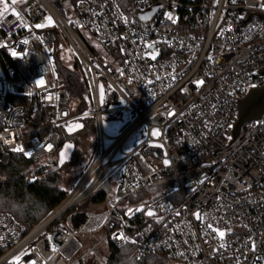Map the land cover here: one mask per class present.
Wrapping results in <instances>:
<instances>
[{"label":"built area","instance_id":"built-area-1","mask_svg":"<svg viewBox=\"0 0 264 264\" xmlns=\"http://www.w3.org/2000/svg\"><path fill=\"white\" fill-rule=\"evenodd\" d=\"M261 16L264 0H0V164L58 157L61 131L95 125L55 210L30 230L0 213V264H81L90 235L137 246L133 264H264V116L232 135L239 102L264 88ZM58 38L82 67L86 112L60 85ZM19 98L42 111L35 135ZM105 114L123 120L119 134H105ZM89 200L94 212L80 208Z\"/></svg>","mask_w":264,"mask_h":264},{"label":"trees","instance_id":"trees-1","mask_svg":"<svg viewBox=\"0 0 264 264\" xmlns=\"http://www.w3.org/2000/svg\"><path fill=\"white\" fill-rule=\"evenodd\" d=\"M54 58L60 85L69 92L78 112L88 111L90 94L80 63L77 59L69 63L58 45ZM17 102L22 105L26 114L27 134L35 135L31 127L41 126L44 121L38 102L26 98H19ZM81 136L94 139L95 125L92 118L84 120L81 130L77 133L61 131L60 148L68 140L73 141L76 147L70 160L63 165L59 164L57 170L39 168V164L22 155H12L6 164H0V213L11 214L30 230L55 210L65 200L70 190L62 187L64 175L69 172V167L82 157L77 145ZM92 147L85 155L86 161L78 176L92 155ZM106 194L107 186H104L92 196L91 201H104ZM129 229L131 230V227ZM107 245L110 255L107 256L106 264H133L137 246L134 244L116 246L110 241ZM80 263L84 264L81 259Z\"/></svg>","mask_w":264,"mask_h":264},{"label":"rangeland","instance_id":"rangeland-1","mask_svg":"<svg viewBox=\"0 0 264 264\" xmlns=\"http://www.w3.org/2000/svg\"><path fill=\"white\" fill-rule=\"evenodd\" d=\"M70 2H67V5H69ZM57 45L62 48V50L65 53V57L69 63H73L74 60H76L75 55L72 53V50L67 45V43L62 39L56 40ZM98 52L102 53L104 57H106L109 61H114L112 55L110 53H107L103 50L102 47L97 46ZM130 86L132 89H136L137 87L130 83ZM105 86L102 84V91H104ZM127 114L124 115V119H126ZM124 126L123 120H119L116 118H111L109 114H105L104 116V132L107 136H115L119 134L120 130ZM143 128H139L137 131H135L132 136L128 139L124 146V150L132 149L134 146H137L142 142V136L140 132ZM81 130V126H75L73 127L69 132L71 133H77ZM67 132V133H69ZM78 149L80 152H82V157L79 159L73 166L69 167V172L64 175V183L62 184V187L66 190L71 189L76 181V178L78 174L80 173V170L82 166L84 165L86 158L85 155L89 153V150L92 147V143L94 139L88 138V136H81L78 138ZM71 145V149H67L66 146ZM75 144L73 141H66L63 146L59 149L58 152V158H59V164L63 165L65 162L70 160L72 153L75 149ZM64 152L66 155L65 157H61V153ZM49 168V167H48ZM118 186L117 178H114L113 182V192L112 194L108 196V200H111L116 195V188ZM90 200L84 203L83 206L80 208H83L85 210H89L91 212H94L96 208H91ZM97 210H105V207L97 208ZM106 250V252H105ZM110 255V251L108 249V245L104 243L103 236L101 235H90L84 240V246L80 253L78 254L77 261H83L84 264H102L106 262L107 256ZM73 264V263H72Z\"/></svg>","mask_w":264,"mask_h":264},{"label":"water","instance_id":"water-1","mask_svg":"<svg viewBox=\"0 0 264 264\" xmlns=\"http://www.w3.org/2000/svg\"><path fill=\"white\" fill-rule=\"evenodd\" d=\"M264 19V16H261ZM264 74V70H262ZM264 116V88L251 90L244 99L239 102V113L237 121L233 126L232 135L236 139L240 129L247 123L260 120ZM51 168L57 170L59 168V158H49L39 164V168ZM60 245V243H57Z\"/></svg>","mask_w":264,"mask_h":264},{"label":"snow or ice","instance_id":"snow-or-ice-1","mask_svg":"<svg viewBox=\"0 0 264 264\" xmlns=\"http://www.w3.org/2000/svg\"><path fill=\"white\" fill-rule=\"evenodd\" d=\"M7 6L5 5V8H6ZM169 19H171V15H169ZM48 22L51 24L52 23V18L51 17H49L48 18ZM36 27H43V25H37ZM148 47L149 48H153V45H148ZM13 55H16V53H13ZM152 59H155V56H152ZM40 83H43V81H40ZM197 83H202V82H197ZM49 147H51L50 145H49ZM71 145H67L66 146V148L67 149H71ZM18 150H21V149H18ZM65 153L64 152H62L61 153V157L63 158V157H65ZM165 163L167 164L168 163V161H165ZM148 215H153V213L152 212H149L148 213ZM225 235V233L224 232H219V236H221V237H223Z\"/></svg>","mask_w":264,"mask_h":264}]
</instances>
